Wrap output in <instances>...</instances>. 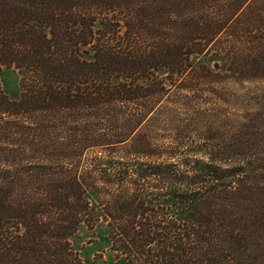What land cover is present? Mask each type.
Listing matches in <instances>:
<instances>
[{"label":"trees","instance_id":"16d2710c","mask_svg":"<svg viewBox=\"0 0 264 264\" xmlns=\"http://www.w3.org/2000/svg\"><path fill=\"white\" fill-rule=\"evenodd\" d=\"M257 1L0 0V69L21 89L10 101L0 86V264H84L72 239L101 222L123 264H264V192L227 161L241 148L204 145L178 182L173 149L158 153L150 131L164 102L188 109L172 89L213 75L190 58L215 57ZM262 23L234 37L252 55L224 66L233 80L264 78ZM122 145L130 166L80 168L87 150Z\"/></svg>","mask_w":264,"mask_h":264},{"label":"rangeland","instance_id":"374dc122","mask_svg":"<svg viewBox=\"0 0 264 264\" xmlns=\"http://www.w3.org/2000/svg\"><path fill=\"white\" fill-rule=\"evenodd\" d=\"M253 6V9L244 13L246 17L239 15L230 31L228 29L215 39L211 47L215 57H209V60L198 56L190 58L193 67L198 62L204 63L213 71V75L207 80L196 79L192 84L194 90L190 92L191 94L185 92V89L179 91L172 89L170 99L176 96L187 97L190 101L188 109L181 104L164 102L162 107L155 111L154 120L159 126H153L150 130L155 136L152 141L158 153L173 149L174 159L164 158V165H173L171 169L176 172L178 182L184 180L186 170L184 165L188 167L196 159L200 160L199 150L204 145L222 143L229 147L241 148V155L228 156L227 161L243 160V164L246 165L244 177L248 176L252 185L264 192V78L252 82L251 78L237 76L233 80L234 76L231 72L226 73L222 70L229 63L234 64L235 56L251 58L252 39L251 41L241 39L238 42L234 37L244 36L249 31L251 33L249 37H253L256 33L255 25L245 29L244 24L250 23L255 16L264 17V0H258ZM263 25L262 23V27ZM221 50L229 56L225 63L221 61L222 58L216 57L218 54L216 51ZM216 62L220 70L213 68ZM19 82L20 78L14 69H0V86L10 101L19 100L21 94ZM165 108L172 110V115L169 117L161 115ZM128 148L127 145H122L106 154H103L104 151L100 148L87 150L80 158V168L84 169L90 162L99 163L101 157L104 161L112 163H127L122 166L123 168L130 166L132 163L128 161L129 157H126ZM144 161L142 159L141 162ZM159 163L163 164L162 160ZM110 167L114 169L113 164H106L101 170ZM80 168L76 173L80 174ZM156 193L154 195H157ZM108 233L102 222L92 229L86 226L79 227L72 243L84 264H123L118 258L115 259L113 252L110 251Z\"/></svg>","mask_w":264,"mask_h":264}]
</instances>
